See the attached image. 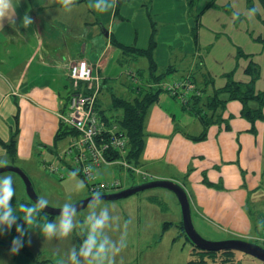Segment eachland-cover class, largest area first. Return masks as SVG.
Returning <instances> with one entry per match:
<instances>
[{
	"label": "crops",
	"instance_id": "0c3cea01",
	"mask_svg": "<svg viewBox=\"0 0 264 264\" xmlns=\"http://www.w3.org/2000/svg\"><path fill=\"white\" fill-rule=\"evenodd\" d=\"M256 2L263 6L261 0L253 3L251 0L252 7ZM68 4L70 7L65 6L64 0H16L12 16L2 18L0 29V164L17 161L28 164L38 181H47L50 189L46 190L44 185L42 192L51 199L58 195L54 187L61 186L55 185L54 180L61 178L44 176L47 172L40 163L56 161L73 136L72 132L56 136L60 127L58 113L67 111L72 87L69 64L84 59L94 66V74L102 78L97 109L112 121L110 114L118 117L123 114V109L113 107V97L132 101L137 96L127 70L139 72L149 68L147 57L124 47L147 48L154 30L156 71L176 68L169 73L174 77L172 80L168 75L164 77L170 85L183 76L177 75L178 69H184L185 74L198 67L197 46L207 41H204L206 34L210 35L201 26L207 13H212L209 9L219 7L216 0H196L193 7L189 0H115L113 7L100 12L93 6V0H68ZM229 10L223 8L226 13ZM245 10H251L248 4ZM25 14L31 17L27 26L20 23ZM196 16L199 25L194 38ZM215 28L210 27L214 33L219 27ZM238 28L235 26L234 30ZM255 40L264 45L261 35ZM236 46H232L235 59L243 58L247 64L256 62L260 50L245 52L241 45ZM239 48L245 55L238 56ZM234 62L229 71H221L222 83L216 87L225 83L227 73L233 72L235 77L238 64L233 66ZM246 76L238 80L246 81L250 77L247 73ZM148 78L142 76L139 80L147 82ZM213 82L215 85L214 79ZM125 89L128 95L122 96L120 90ZM131 91L133 95L129 96ZM106 96L109 98L106 106L116 111L101 108V99L106 100ZM177 104L164 91L148 107L142 149L132 163L148 172L152 179L174 180L183 186L190 201L191 218L194 214L204 230L223 236L222 240L258 242L257 238L264 235V107L263 117L251 123L241 115L242 103L230 100L222 112L223 120L210 125L205 138L194 139L202 132V124L197 118L190 120L191 116L183 121L186 119L183 115H188L185 112L177 119V111L182 109ZM248 105L251 109L259 106L256 101H249ZM11 140L13 155L5 147ZM120 166L109 163L97 167L96 179L118 178L122 182L120 189L125 188L118 175L123 172L126 178L129 171ZM85 192L82 189L72 198L83 197ZM17 193L22 196L19 189ZM56 201L58 205L62 203L61 198ZM24 248L10 253L9 247L0 245V264H40Z\"/></svg>",
	"mask_w": 264,
	"mask_h": 264
},
{
	"label": "rangeland",
	"instance_id": "374dc122",
	"mask_svg": "<svg viewBox=\"0 0 264 264\" xmlns=\"http://www.w3.org/2000/svg\"><path fill=\"white\" fill-rule=\"evenodd\" d=\"M24 1L27 2L28 0ZM216 4L219 5L218 9H209L208 12L212 13H207V18L204 19V25L201 26L202 31L204 33L208 31L210 35L206 34L204 41H207L202 42V45L198 44L197 46L199 50L197 51L196 56L197 64H201V60H198L199 58L204 61L203 66L199 68L215 80L214 86L216 87V85L222 83L221 71L223 69L229 71L232 68V61L235 60L236 62H234L233 66H235L236 63L238 64V68L234 78L238 79L241 76H244L245 78L240 79H246L247 76L244 68L247 66V60L243 58L235 59V49L232 51V46L237 45V48L238 45H241L245 52H256L260 50L256 55L257 57L254 59L259 68V76L257 79L258 81L255 82V88L257 90L259 87L262 89L261 92H264V45L262 42L255 40L259 35L264 38V6L259 3V8L256 2L255 6L250 7L251 10L248 11L245 10L247 0H216ZM224 7L230 9L229 13L223 11ZM212 25L216 26L215 29L219 27L215 33L210 29ZM235 26L239 27L237 31L234 30ZM229 53H231V56ZM217 60L218 63L214 62ZM209 63L212 66H210ZM183 71L185 70L181 68L178 69L177 75H184L182 74ZM139 73L140 77L145 76V78H148L151 76L149 70H140ZM169 77L171 80L174 78H172V76ZM247 80H249V78ZM133 83L134 82L130 83L132 87L138 85ZM194 85L198 87L201 83L200 81H197ZM211 89V85L208 86L206 93L210 92ZM133 91L129 93V96L133 95ZM120 92L124 93L121 94L122 96L125 94L126 96L128 95L126 89L124 91L120 90ZM163 92L164 91H161V93ZM116 93L118 94L117 90ZM172 98L176 103H180L179 99ZM105 99L106 100L101 99L103 102L101 108L106 112H109L108 109H110L111 112L116 111L106 106V103L109 100L108 96H106ZM184 112L188 115H183ZM182 115L186 117L183 121H187L189 116H191L190 120H195L193 115L186 110L179 108L177 111V119H180ZM110 117L114 120L119 118L112 114H110ZM254 127L256 128L255 125ZM251 128L252 127H250V131ZM42 163H40L41 166ZM5 165H14L22 170L24 169V171L28 173L26 174L36 188V193L39 197L45 195L42 192L44 185L46 190L50 189L47 181H38L34 177V174H32L28 168V164H24V166L17 161L14 164L2 163L0 164V167ZM61 168V171L63 173L65 172V175H63V178L60 180H54L55 185L61 184V186L58 187L56 185L54 187V191H57L58 195L54 197L55 200L48 197L49 206L58 207L59 202L56 200L61 198V202H63L69 196L68 193H71V196L73 197L76 192H73L72 189L79 180L85 182L84 189L86 192L83 194L85 195L83 197L77 198L76 200L73 198L74 203L80 199L95 194L89 191L84 178L77 173L75 176L71 175L74 171L69 170L67 165ZM7 174H11L14 177L17 194L15 197L18 198L19 195L17 190L19 189L21 192L20 194H24V196L29 199L26 194L25 185L19 175L12 171L0 173V175ZM45 174L43 175L46 177L48 176V178H53L52 175H48V173ZM118 176L123 180V186L125 187L130 186L134 182H144L137 175H133L129 172L128 177L126 178L124 177L123 172H120ZM79 192H81V190ZM93 203L94 202H91L86 207L77 211V219L81 224L86 217L89 206ZM96 203L98 207L108 206L110 216L112 215L115 217V219L110 222V226L106 227L104 231L110 235L113 240L118 241L121 237L124 239V247H122L119 252L115 253L112 258V264H264L261 260L240 251H232L229 253L217 251L207 253L195 247L186 238L185 232L180 225L181 214L177 197L168 189L155 187L136 192L124 198L116 200H100ZM55 218L56 216L53 217V219ZM192 220L194 227L204 238L214 241L222 240L221 238L223 236L216 233L213 234L212 232L209 233L204 230L197 222V218L194 217V214ZM80 229L81 225L78 224L76 229L68 237L44 239L39 230L33 228L29 230L28 235L25 237V239L30 242L25 243L23 247H27L28 251L34 255L35 260L40 264L48 262L50 264L51 262L54 264H60V261L65 257L67 250L70 249L73 244L78 245L83 238L84 233L83 231H80ZM258 233L261 234V231L259 230ZM5 235L0 234V241L10 242L12 239L11 236L13 235L11 234L10 238L7 233ZM258 242L260 243V241ZM85 264H87V262H85Z\"/></svg>",
	"mask_w": 264,
	"mask_h": 264
},
{
	"label": "trees",
	"instance_id": "16d2710c",
	"mask_svg": "<svg viewBox=\"0 0 264 264\" xmlns=\"http://www.w3.org/2000/svg\"><path fill=\"white\" fill-rule=\"evenodd\" d=\"M195 2L196 0H189L190 7H193ZM261 2L264 6V0H261ZM247 4L249 5V7H252L251 0H247ZM195 25L196 26H194V28L192 29L194 38L196 37V31L199 25V16H196ZM154 36H155V31L153 30L147 48L138 49L134 47H124L126 51L134 50L138 54L147 57L149 64L148 70L151 76H149L147 82H142L141 80H139V78H141L139 76L140 75L139 72L132 69H128L127 70L128 71L127 74L129 76L128 78H130L131 81L134 82L133 84H138L135 87H131L134 88V91H137V96L132 101H127L115 96L112 99L113 107L123 109L122 116L117 118L115 121L119 123L120 127L125 131L126 135L128 136L129 143H128L127 158L129 161L131 162L137 161V158L141 152L143 145V136H144L143 123H144L145 113L148 107L152 103H154V101L157 100L158 94L161 91L168 92L171 95V97H174L176 99H178L179 96L183 94L184 100L183 101L180 100L182 109L186 110L188 113H190L195 118H197L202 124V128H203L199 136L194 137V139L205 138L208 127L212 124L219 123L223 120L222 112L225 108L226 103L230 100H238L242 103L241 115L246 119H248L251 123H254L255 120L261 119L263 117L262 109L264 107V92L256 91L254 87V82L259 76V68L255 63H248L245 68V73H247L250 76L248 81L235 79L233 77V72H230L227 73L225 76L226 77L225 83L222 86L215 87L213 78L209 77L201 68H199L203 66V64L201 63L200 65L197 64L198 67L193 72L185 73L182 77L176 79L175 81L173 80L174 82L172 81V83L168 85V83H166L167 79L164 77L165 75L169 76L170 74H172V72H174L176 68L173 66L168 67L165 69L164 72L157 73L156 65L153 59V49L156 45ZM240 55H245V54L239 48L238 56ZM198 60H201L202 62L201 58H199ZM197 81H200L201 83V85L198 87L194 85V83H196ZM210 85L212 89L210 90V92L206 93L207 87ZM168 86L173 87V94L171 90L168 89ZM249 101L258 102L259 104L258 108L251 109L248 105ZM99 111L101 116H103L104 119L108 120L107 117L103 114L104 111L102 110ZM67 132L74 133L71 128L65 126L62 122H60V127L56 132V136L58 137L61 134ZM5 147L7 148V151L10 155L11 154L13 155L15 153L13 140H11L8 144H6ZM15 196H17V194H15ZM15 196L12 200V203H15L16 205H18L21 201L34 203L28 196L27 197L29 199L23 198L25 197L24 194L20 197L18 196V198H16ZM17 210L21 211L19 208H17ZM43 212L44 215L49 218H53L55 216L43 210L41 215H43ZM180 225L182 226V222H180ZM34 228L39 230L38 226ZM6 233L8 234L9 238L12 234L13 236H11V238H13L16 235L15 225H13L11 229L0 234L5 235ZM257 239L258 241H260L259 238ZM10 243L11 241L10 242L0 241L1 246H5L9 248H10ZM259 244L263 246L261 241ZM22 248L26 250V248L24 247ZM220 251L223 253H229L234 250H220ZM204 252L208 253V252H217V251H204Z\"/></svg>",
	"mask_w": 264,
	"mask_h": 264
},
{
	"label": "built area",
	"instance_id": "2783aa9c",
	"mask_svg": "<svg viewBox=\"0 0 264 264\" xmlns=\"http://www.w3.org/2000/svg\"><path fill=\"white\" fill-rule=\"evenodd\" d=\"M93 67L84 59L69 64L72 87L67 99L68 107L66 112H59L58 117L74 133L56 161L42 163L45 171L62 178L64 174L61 167L67 165L69 170L85 179L89 191L93 193L113 192L122 187L118 178L96 179V168L104 164L118 163L143 181L151 180L148 172L128 160L129 140L119 123L104 119L98 111L97 96L102 86V78L94 74ZM168 89L173 94V87L168 86ZM178 99L183 101V94ZM259 240L264 246V235Z\"/></svg>",
	"mask_w": 264,
	"mask_h": 264
},
{
	"label": "clouds",
	"instance_id": "9594fccd",
	"mask_svg": "<svg viewBox=\"0 0 264 264\" xmlns=\"http://www.w3.org/2000/svg\"><path fill=\"white\" fill-rule=\"evenodd\" d=\"M16 0H0V29H2V18L11 17L14 12ZM65 6L70 7L68 0H64ZM115 0H93V6L100 12L113 7ZM13 23L11 19L8 21ZM20 23L27 26L31 23V17L23 15ZM71 175L75 176L73 172ZM85 188V182L79 180L72 191L79 192ZM16 194L14 177L11 174L0 175V233H3L15 225L16 235L11 239L9 252L16 253L30 242L25 239L29 230L38 226L40 234L47 239L68 237L77 227L81 225L80 231L84 235L78 245L73 244L67 250L60 264H112L115 253L124 247V239L113 240L104 230L110 226L115 219L110 216L108 206L98 207L97 203L101 196L97 192L92 197L94 203L89 210L83 223L77 219V209L71 194L58 206L59 213L56 218L41 215L42 210L49 205L46 195L36 198L35 203L21 201L18 205L12 203ZM19 208L21 211H18ZM98 209V211H97ZM20 221V222H18Z\"/></svg>",
	"mask_w": 264,
	"mask_h": 264
},
{
	"label": "water",
	"instance_id": "95a60500",
	"mask_svg": "<svg viewBox=\"0 0 264 264\" xmlns=\"http://www.w3.org/2000/svg\"><path fill=\"white\" fill-rule=\"evenodd\" d=\"M5 171H12L19 175V177L22 179L25 185L27 196L35 203L36 198H38L39 196L35 192L34 187L28 175L21 168L16 167L14 165H5L0 167V173ZM155 187L168 189L175 194L180 206L182 228L185 232L186 237L195 247L204 251H220V250L240 251L257 258L264 263V247L261 246L260 244L238 238H229V239L214 241V240L206 239L202 235H200V233L196 230V228L192 223L190 201L187 192L183 186H181L179 183H177L174 180L151 179L137 184H132L128 187L119 189L117 191L99 193L101 196L100 200H116L127 197L136 192L155 188ZM94 195L95 194H92L75 202L74 206L76 207L77 211L86 207L91 202H94L92 199ZM43 211L57 216V214L59 213V208L48 205L45 209H43Z\"/></svg>",
	"mask_w": 264,
	"mask_h": 264
}]
</instances>
